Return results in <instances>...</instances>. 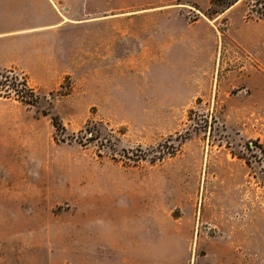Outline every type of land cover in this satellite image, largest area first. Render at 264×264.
Instances as JSON below:
<instances>
[{"label": "rangeland", "instance_id": "obj_1", "mask_svg": "<svg viewBox=\"0 0 264 264\" xmlns=\"http://www.w3.org/2000/svg\"><path fill=\"white\" fill-rule=\"evenodd\" d=\"M223 2L53 0L0 66V264H264V0Z\"/></svg>", "mask_w": 264, "mask_h": 264}, {"label": "crops", "instance_id": "obj_2", "mask_svg": "<svg viewBox=\"0 0 264 264\" xmlns=\"http://www.w3.org/2000/svg\"><path fill=\"white\" fill-rule=\"evenodd\" d=\"M53 0H0V66L14 63L27 39L47 34L64 24Z\"/></svg>", "mask_w": 264, "mask_h": 264}, {"label": "trees", "instance_id": "obj_3", "mask_svg": "<svg viewBox=\"0 0 264 264\" xmlns=\"http://www.w3.org/2000/svg\"><path fill=\"white\" fill-rule=\"evenodd\" d=\"M237 0H225V2H223L222 3V6L224 7V8H227V7H229V6H231L234 2H236ZM23 87H25V89L27 90V92L29 93V95L31 96L32 95V91H31V89H28V88H26V86L23 84ZM5 94H3V95H8V90H6L5 92H4ZM3 97H8V96H3ZM20 101H22V102H26L25 100H22V98L20 99ZM28 103V102H27Z\"/></svg>", "mask_w": 264, "mask_h": 264}]
</instances>
